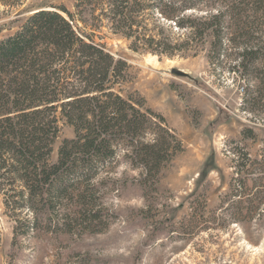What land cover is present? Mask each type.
Wrapping results in <instances>:
<instances>
[{"label": "trees", "instance_id": "1", "mask_svg": "<svg viewBox=\"0 0 264 264\" xmlns=\"http://www.w3.org/2000/svg\"><path fill=\"white\" fill-rule=\"evenodd\" d=\"M105 30L126 39L133 51L169 58L196 51L212 35L210 57L235 61L233 69L247 82V109L264 114V0H76L73 11L40 6L0 38V195L11 215L34 216L25 218L28 229L39 230L50 211L58 216L66 209L69 226L63 230L100 231L110 217L102 197L120 189L110 175L122 160L139 171V184L154 190L184 150L163 114L141 95L122 94L128 63L102 42ZM232 48L239 50L236 59ZM61 121L75 136L62 140L52 163ZM253 130L245 136L254 137ZM242 155L239 198L229 200L238 207L230 216L234 222L258 217L264 224V190L254 192L240 176L264 172V156ZM194 201V226L211 230L224 220L216 211L206 214L204 198Z\"/></svg>", "mask_w": 264, "mask_h": 264}, {"label": "rangeland", "instance_id": "2", "mask_svg": "<svg viewBox=\"0 0 264 264\" xmlns=\"http://www.w3.org/2000/svg\"><path fill=\"white\" fill-rule=\"evenodd\" d=\"M75 2L0 5V38L12 34L40 6L65 5L73 11ZM104 33L108 50L128 63L122 94L141 95L148 107L163 114L184 150L162 171L154 190L139 184V171L122 160L110 175L120 189L102 197L108 223L96 232L63 230L69 226L66 209L58 216L50 211L39 230L31 222L34 229H28L25 218L33 221L34 216L25 211L11 215L0 195V264H264V224L258 217L234 222L230 216L237 204L229 205V200H238L240 194L236 186L241 183L237 173L242 153L252 159L264 156V114L247 109V82L233 69L235 61L212 59V35L196 51L169 58L133 51L126 39ZM230 51L236 59L239 50ZM60 126L52 163L58 160L62 140L75 136L72 126L64 121ZM252 127L254 137L245 136ZM241 175L254 192L264 190V172ZM201 197L207 215L216 211V217L224 218L217 228L206 230L191 222V203Z\"/></svg>", "mask_w": 264, "mask_h": 264}, {"label": "water", "instance_id": "3", "mask_svg": "<svg viewBox=\"0 0 264 264\" xmlns=\"http://www.w3.org/2000/svg\"><path fill=\"white\" fill-rule=\"evenodd\" d=\"M177 74H181V75H183V74H185L184 72H182V71H177Z\"/></svg>", "mask_w": 264, "mask_h": 264}, {"label": "bare ground", "instance_id": "4", "mask_svg": "<svg viewBox=\"0 0 264 264\" xmlns=\"http://www.w3.org/2000/svg\"><path fill=\"white\" fill-rule=\"evenodd\" d=\"M153 56H155V55H153Z\"/></svg>", "mask_w": 264, "mask_h": 264}]
</instances>
